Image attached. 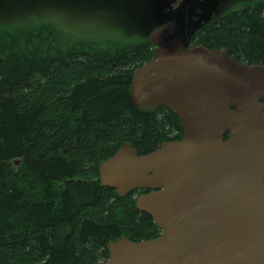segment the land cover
<instances>
[{
  "label": "trees",
  "instance_id": "1",
  "mask_svg": "<svg viewBox=\"0 0 264 264\" xmlns=\"http://www.w3.org/2000/svg\"><path fill=\"white\" fill-rule=\"evenodd\" d=\"M121 5L143 24L104 19L66 29L58 16L25 15L0 27V264H104L109 242L160 232L136 207L143 191L120 197L99 180L100 163L125 142L146 154L184 135L172 111L149 115L132 102L133 72L154 49L153 4ZM194 39L264 63V0L235 8Z\"/></svg>",
  "mask_w": 264,
  "mask_h": 264
},
{
  "label": "water",
  "instance_id": "2",
  "mask_svg": "<svg viewBox=\"0 0 264 264\" xmlns=\"http://www.w3.org/2000/svg\"><path fill=\"white\" fill-rule=\"evenodd\" d=\"M174 1L152 0L153 58L134 71L130 95L141 112L173 111L184 136L146 154L125 142L99 167L121 197L149 190L136 207L161 233L109 242L104 264H264V63L189 47L193 16L206 19L219 0Z\"/></svg>",
  "mask_w": 264,
  "mask_h": 264
},
{
  "label": "rangeland",
  "instance_id": "3",
  "mask_svg": "<svg viewBox=\"0 0 264 264\" xmlns=\"http://www.w3.org/2000/svg\"><path fill=\"white\" fill-rule=\"evenodd\" d=\"M115 1L118 3L115 4V8H113L110 5H106L104 1L101 0H92V2L84 6H81L79 4L80 1L77 0H0V27L2 25L14 24L22 20L25 15H32V17L36 18L46 15V19L51 16L55 19L56 16H58L60 17L62 26L66 29H73L72 27L76 25H92L93 22L98 23L104 19L114 22H121L123 20V24H143V21L133 19L134 22L128 17L126 10H124L121 5V0ZM202 1L205 0H197V3H202ZM256 1L258 0H220L213 9L210 21L218 20V18L221 19L235 8H239L246 4H252ZM207 2L211 3L209 0H207ZM214 4L215 3H212L209 6L213 7ZM196 10L197 13H200L201 9L198 8ZM82 30L90 31L89 29ZM119 34L120 33L116 34V38H121V40L124 41V31L121 30V37Z\"/></svg>",
  "mask_w": 264,
  "mask_h": 264
},
{
  "label": "flooded vegetation",
  "instance_id": "4",
  "mask_svg": "<svg viewBox=\"0 0 264 264\" xmlns=\"http://www.w3.org/2000/svg\"><path fill=\"white\" fill-rule=\"evenodd\" d=\"M178 1H179V0H178ZM177 3H178V2H177ZM226 15H227V14H226ZM226 15H225V16H226ZM222 18H223V17H222ZM222 18H221V19H222ZM219 20H220V18H218V20H215V21H219ZM196 35H197V34H196ZM196 35H195V36H196ZM195 45H198V44L196 43V39L193 38V39H192L191 46H195ZM159 110H160V108H159V107H156V108L149 109V111H146V112H147V113H150V114H154V113H156V112L159 111ZM150 114H149V115H150ZM175 116H176V115H175ZM173 117H174V116H173ZM155 226H156V224H155ZM157 230H159V229H158V227L156 226V231H157ZM159 233H160V232H159ZM157 236H158V234H157ZM155 237H156V236H155Z\"/></svg>",
  "mask_w": 264,
  "mask_h": 264
}]
</instances>
